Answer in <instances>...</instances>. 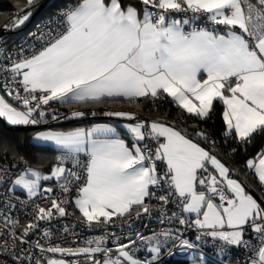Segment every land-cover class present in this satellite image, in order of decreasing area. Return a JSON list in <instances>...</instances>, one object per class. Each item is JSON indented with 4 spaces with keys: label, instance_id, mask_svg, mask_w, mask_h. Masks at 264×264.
<instances>
[{
    "label": "snow or ice",
    "instance_id": "snow-or-ice-1",
    "mask_svg": "<svg viewBox=\"0 0 264 264\" xmlns=\"http://www.w3.org/2000/svg\"><path fill=\"white\" fill-rule=\"evenodd\" d=\"M35 2L27 0V6ZM176 14L183 16L176 18ZM30 15L17 14L13 25H22ZM201 22L205 26H198ZM51 23L56 28L38 37L46 41L41 48L27 55L21 48L18 59L6 57L10 65L0 63L3 91L16 102L9 103L0 95V118L10 125L46 122L44 106L50 107V102L94 104L137 98L155 102L166 95L200 119L210 117L214 101L221 102L228 133L234 130L243 143L264 133V0H76ZM85 115L84 111L71 112L72 118ZM105 115L136 119L135 113L123 111ZM125 127L133 138L131 146L108 124L37 133L34 139L52 142L62 150L51 175L26 166L13 180L8 167L0 166V186L7 188L0 194L5 197L0 221L11 238V245L8 240L0 244L4 253L17 242H25L24 237L39 227L35 221L68 215L65 205L69 203L46 197L50 206L35 204L34 222L23 226L22 236H17L21 224L10 215L15 207L11 201L16 199L21 205L28 201L14 197L8 185L19 186L31 200L52 193L51 187L42 193L40 182L55 179L64 194H70L76 184L74 203L89 227L111 224L113 217L130 216L133 211L137 218L141 213L151 215L153 208L146 198L155 197L161 202L160 223L178 220L180 225L200 230L196 241L211 237L243 247L251 253L245 264H264V205L241 182L230 178L229 167L166 121H137ZM197 135L207 139L203 132ZM150 142L155 143L154 150ZM69 162L71 168L65 166ZM157 162L164 165L162 173ZM246 167L254 169L264 185V151L247 160ZM74 169H83V176ZM152 189H167V194L157 196ZM169 203L176 204L180 212L167 215ZM184 213L196 218L190 221ZM249 230L255 243L245 239ZM49 235L44 232L45 237ZM135 235L114 248L106 246V235L88 239L86 246L77 248L44 247L37 241L34 247L52 255L46 260L37 258L35 264H79L66 256H82L84 264H154L170 240L174 247H198L183 238L179 228L147 237L139 232ZM4 236L0 233V239ZM139 246L146 247L150 258L137 256ZM26 258L31 260V254ZM197 259L204 264L203 253Z\"/></svg>",
    "mask_w": 264,
    "mask_h": 264
},
{
    "label": "built area",
    "instance_id": "built-area-1",
    "mask_svg": "<svg viewBox=\"0 0 264 264\" xmlns=\"http://www.w3.org/2000/svg\"><path fill=\"white\" fill-rule=\"evenodd\" d=\"M71 4H67L64 7L60 8L56 15L42 19L37 21L32 28H30L27 32L18 35L16 37L3 39L2 36L0 37V49L3 51L0 52V63L4 65H10V61L6 59L7 56H11L12 59H18L20 54V49L24 48L25 55L30 54L34 49H39L42 45L46 42L44 38L40 37L41 33H47L50 29H55L56 25L51 23L53 18H59V13L62 9L66 6H70ZM1 14V12H0ZM20 14L18 10L14 11L10 17L9 23L6 25L4 29V33L7 32L11 36L18 26L13 25V20L16 15ZM191 16V13L187 14ZM183 14H176V18H181ZM186 18V17H184ZM198 26H205V22L199 23ZM209 28L212 27L211 24H207ZM188 30H190L188 28ZM35 34V35H34ZM4 83V76L0 74V87L3 89L2 85ZM15 86V85H14ZM22 92V89H21ZM23 94V93H22ZM9 100L12 104H16V102L9 97ZM47 111V118L46 122H41L37 125L43 124H51V123H58L69 121L72 119L70 110L66 108L58 107L53 102H50L49 106H44ZM104 114V113H103ZM56 115L57 119H52V116ZM67 117V118H65ZM153 150L155 149V143L150 142ZM82 160H86V157L81 155ZM28 166L22 160L19 166H15L12 168H8L11 174V178L14 180L16 174L21 172L25 167ZM66 167L71 168L72 164L66 163ZM158 171L161 173L164 170V166L161 162H157ZM79 171L83 176V169H74ZM51 175V173H50ZM79 183V182H77ZM53 188V192L50 194H42L37 197L29 198L15 195L14 197L18 196L22 201H28V203L21 205L19 201L16 199H12L11 203L15 205L14 208L11 209L10 215L13 217L19 218L21 227L16 229L17 236H22L24 228L23 226L28 225L29 223L34 222L33 220V209L35 204H39L41 206L47 207L50 206L49 200L46 198L50 196L51 198L56 199H67L69 201L68 204L65 205L66 211L68 215L65 216H54L51 220H40L35 221L39 224V227L32 230L26 237H24L25 242L19 243L17 242L15 247H10L8 253H4L2 249H0V264H35V260L37 258L47 259L52 254L47 252H41L40 249L34 247L37 241L44 247L49 245H59L65 248H77L86 246L84 242L88 239H92L95 237H99L101 235H106L109 237L106 246L113 247L116 243H128L129 239H135L136 233L139 232L143 236H150L153 232H160L164 231L167 228H172L173 230L179 228L182 231L183 238H187L190 241L198 244L196 249H185L180 247H174L173 242L170 240L166 244L162 246V253L159 257V260L154 262L160 263L170 257H179L185 258L190 260H198V256L200 253L204 254V262H209L212 264H228V260H230L233 256L238 255L242 262L245 263L246 258L251 255V253L243 248L237 246H229L224 244L222 241L213 240L211 237H204L201 241H196V236L200 233V230L196 229L195 227H188L187 225H180L178 220H172L169 223H160V212H159V205L160 201L153 197L151 200H148L153 211L151 215H146L141 213L140 217L137 218L136 213L131 214L130 216H124L121 218H113V222L111 224H99L93 227H89L87 222L81 218L73 208L72 200L73 198L77 197L76 192V184H73L72 191L70 194L61 193L60 188L58 186V182L55 179L48 180V182L40 188L41 192L43 193V189L46 188ZM158 195H166L167 189H152ZM7 192V188L0 186V194H4ZM5 197L0 196V208H3V200ZM175 199V198H174ZM5 211L7 209L5 208ZM172 212H180L179 207H177L174 203H169L166 206V213L167 215H171ZM187 217L190 221L192 218L185 213L183 214ZM47 231L50 235L48 237L44 236V232ZM8 229L3 227L2 221H0V233H4V239H0V244L4 243V240H8V243L11 245V238H9L6 233ZM114 234V235H113ZM119 238L117 240L116 238ZM163 239V238H161ZM245 239H251L253 243L256 242L255 235L251 233L249 230L245 236ZM178 241L176 244L178 245ZM172 248V253H168V249ZM223 249V251H221ZM23 250V251H21ZM20 255V259L16 258V255ZM31 254L32 259H27V255ZM148 254H150L146 247L139 246V251H137V256L140 259L148 258ZM151 255V254H150ZM56 258H61L59 254H57ZM69 261H78L79 264H84V257H75V256H66L63 257ZM97 258H101L99 255Z\"/></svg>",
    "mask_w": 264,
    "mask_h": 264
},
{
    "label": "trees",
    "instance_id": "trees-1",
    "mask_svg": "<svg viewBox=\"0 0 264 264\" xmlns=\"http://www.w3.org/2000/svg\"><path fill=\"white\" fill-rule=\"evenodd\" d=\"M42 1L43 0H36L31 7H28L27 0H0V30L5 29L15 10H19L21 16L31 12L29 19L22 25H19L11 36H8L9 34L5 32L2 35V38L7 39L21 35L32 28L37 21L54 16L60 8L69 3L74 4L76 2V0H49L39 16L32 24H30L29 22L33 14L36 12ZM56 105L70 111H84L86 115L82 118H72L69 120L72 122L69 126L54 128L48 131H71L79 127L86 128L93 124L105 123L119 128L120 138L127 140V142L130 141V139L126 132L120 128L119 123L128 121L137 122V120L108 116L105 115V113L123 111L135 113L136 118L145 116L169 120L183 127L192 138L198 140L205 147L217 153L227 166L238 174L249 190L264 204V189L254 173L246 167L247 160L253 159L263 151L264 133L254 134L249 143H243L235 137L234 134L228 133L223 119L224 106L219 101H214V110L210 114V117L206 119H200L188 114L180 109L167 96L157 99L155 102L151 99L141 98L136 101L119 99L115 101L106 100L102 103L94 104ZM93 113H95V115H93ZM7 126L10 125L6 122L0 121V166L12 168V166L15 165L17 167L22 161L20 158L23 157V160L27 162L28 166L40 171L43 175H50L51 170L58 163L56 158L61 155L62 151L53 149L48 145L33 143V135L40 131H14L7 129ZM199 132L205 133L207 139L198 136L197 133ZM230 176L232 175L230 174ZM47 182L48 180H42L40 186L42 187V185ZM10 185L11 184L8 185V188ZM13 194L20 195V193L14 192ZM146 202H148V200H146ZM135 213L136 211H133L131 214ZM148 258H150V254H148ZM192 261L198 260L170 257L157 264H190ZM227 262L228 264H245L238 255L233 256ZM205 264L212 263L205 262Z\"/></svg>",
    "mask_w": 264,
    "mask_h": 264
},
{
    "label": "water",
    "instance_id": "water-1",
    "mask_svg": "<svg viewBox=\"0 0 264 264\" xmlns=\"http://www.w3.org/2000/svg\"><path fill=\"white\" fill-rule=\"evenodd\" d=\"M48 1H49V0H43V1L41 2V4L39 5L38 9L36 10V12H35V13L33 14V16H32V18H31V20H30V22H29L30 24H32V23L34 22V20L39 16V14L41 13V11H42V9L44 8V6L48 3ZM3 34H4V30H0V37H1ZM135 120L140 121V122H145V123H151L152 121H155V120L166 121L167 124H168L169 126H174V127H176L178 130H182V132H183L184 134H186L187 137H188L189 139H191L193 142L198 143L201 147L205 148V150H207V151H209L210 153L216 155L217 158L220 159L221 162L224 163V164L227 166V164L223 161V159H221V157H219V156L217 155V153H215L213 150H210V149H208L207 147H205V146H204L203 144H201L198 140L192 138V137L187 133V131H186L183 127H181V126H179V125H177V124H175V123H173V122H171V121H169V120H166V119H156V118H152V117L141 116V117L136 118ZM0 121L5 122V121H4L3 119H1V118H0ZM71 123H72V122H70V121H64V122L52 123V124L32 125V126H21V127L7 126V129H9V130H14V131H24V132H25V131H28V132H31V131H43V130H50V129H54V128L66 127V126H69ZM227 167H228V166H227ZM231 175H232V177L235 178L237 181L241 182L242 185L245 187L246 191L249 192L251 195H253V197L256 198V199L258 200V202H261V201L259 200V198L249 190V188L247 187V185L243 182V180H241V178L238 176V174H237L235 171H233L232 169H231ZM261 203H262V202H261ZM262 205H264V204L262 203Z\"/></svg>",
    "mask_w": 264,
    "mask_h": 264
},
{
    "label": "crops",
    "instance_id": "crops-1",
    "mask_svg": "<svg viewBox=\"0 0 264 264\" xmlns=\"http://www.w3.org/2000/svg\"><path fill=\"white\" fill-rule=\"evenodd\" d=\"M185 28H186V30H188V28H189V26H185ZM0 95H5V99L6 100H8V102L9 103H11V101L9 100V97L4 93V91H3V89L0 87ZM166 96V95H165ZM169 99H171L170 97H168ZM138 99H141V98H137V100ZM121 100H126V99H121ZM173 102V101H172ZM53 103H56V104H59V105H62V104H60L59 102H53ZM65 105H67V104H64V106ZM4 119V118H3ZM4 121L8 124V125H10L5 119H4ZM123 123H136V122H132V121H129V122H120L119 123V125H120V128H122V126H121V124H123ZM100 124H105V123H100ZM150 124V123H149ZM94 125H97V124H93V125H91V126H88V127H92V126H94ZM226 125V124H225ZM10 126H13V125H10ZM27 126H32V125H27ZM13 127H21V126H13ZM88 127H86V128H88ZM113 127V126H112ZM116 128V127H115ZM119 128H116V132H117V135L119 136V138H120V132H119V130H118ZM125 132H126V134H127V136L129 137V139H130V141H128L127 142V140H125V142L126 143H128L129 144V146H131V144H132V136L128 133V131H127V129H125V128H122ZM226 129H227V126H226ZM43 131H48V130H43ZM64 132H67V131H64ZM227 132H228V129H227ZM232 134H234V136L235 137H237L236 135H235V133H234V130L231 132ZM35 137V136H34ZM113 138H115V137H113ZM238 138V137H237ZM239 139V138H238ZM32 140H33V143H35V144H40V145H48V146H50V147H52L53 149H56V150H58V151H62L61 149H58L52 142H42V141H38V140H36V139H34V138H32ZM124 140V139H123ZM203 148V147H202ZM205 149V148H204ZM263 151H264V149H263ZM256 157V156H255ZM254 157V158H255ZM164 166V165H163ZM253 173H254V175L256 176V174H255V171H254V169L253 170H251ZM209 172H212L213 174H215V172H214V170L211 168V166H209ZM231 174V173H230ZM230 178H232V179H235V178H233L232 176H230ZM256 178H257V176H256ZM236 180V179H235ZM257 180H258V178H257ZM259 181V180H258ZM239 182V181H238ZM262 187H263V189H264V185H262ZM14 193H20V195L19 196H23V197H26V198H28V196L25 194V193H22L21 191H13ZM249 193V192H248ZM75 199H76V197L75 198H73V200H72V203H73V208H74V210L76 211V213L81 217V218H83L82 217V214L79 212V210H78V208H76V206H75V203H74V201H75ZM146 200H147V198H146ZM186 215H188V216H190L191 218H192V220H194L196 217H195V214H188V213H185ZM113 218H117V217H113ZM44 260H46V259H44Z\"/></svg>",
    "mask_w": 264,
    "mask_h": 264
},
{
    "label": "rangeland",
    "instance_id": "rangeland-1",
    "mask_svg": "<svg viewBox=\"0 0 264 264\" xmlns=\"http://www.w3.org/2000/svg\"><path fill=\"white\" fill-rule=\"evenodd\" d=\"M16 11V10H15ZM19 11V10H18ZM1 12V11H0ZM20 12V11H19ZM20 14H21V12H20ZM16 30V29H15ZM14 30V31H15ZM1 119H3V118H1ZM4 120V119H3ZM129 122V121H128ZM127 124H135V123H123V124H121V126H122V128H125L126 129V127H125V125H127ZM40 132H43V131H40ZM37 134V133H36ZM35 134V135H36ZM35 135H33V138H34V136ZM32 142H33V140H32ZM42 142H44V141H42ZM257 157V156H256ZM41 182H42V180H41ZM41 182H40V185H41ZM9 188H11L13 191H21L22 193H25L26 195H27V193H26V191L25 190H23L22 188H20L19 186H16V185H14V184H11L10 185V187ZM190 264H199V261H192ZM204 264H205V262H204Z\"/></svg>",
    "mask_w": 264,
    "mask_h": 264
}]
</instances>
